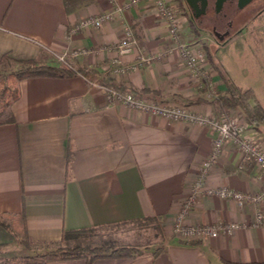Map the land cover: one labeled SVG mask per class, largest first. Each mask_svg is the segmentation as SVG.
Listing matches in <instances>:
<instances>
[{
	"label": "crops",
	"instance_id": "0c3cea01",
	"mask_svg": "<svg viewBox=\"0 0 264 264\" xmlns=\"http://www.w3.org/2000/svg\"><path fill=\"white\" fill-rule=\"evenodd\" d=\"M117 1L124 5L129 0ZM167 1L182 5L183 41L200 45L207 54L203 79L182 63L178 50H168L173 46L168 23L152 0H140L115 13L99 28L75 33L71 30L75 23L116 5L95 0L68 13L64 0H0V60L9 54L13 59L57 64L58 54L87 49L88 54L72 59L100 72L96 82L109 80L112 86H123L163 105L247 121L239 109H222L214 101L218 92L228 91L229 79L221 63L213 56L214 62L210 60V47L225 50L245 35L244 30L232 33L236 20L253 23V32H260L264 12L254 9V0ZM128 26L138 44L121 59L123 66L135 68L119 73L114 64L119 55L112 47ZM142 55L153 57L152 62H141ZM19 87L20 98L8 112L15 122L0 124V216L24 212L32 244L24 246L14 232L0 225V261L53 250L64 230L156 218L163 229L162 252L156 255L149 249L136 257L101 258L94 264L264 262V220L256 224L257 206L250 202L203 193L185 216L187 225L238 223L241 227L197 241H186L174 232L202 163L213 150L216 134L212 129L110 103L97 84L79 73L28 78ZM247 122L248 134L264 148V121L258 128ZM69 152L73 159L68 175ZM262 175L228 140L205 188L256 194L263 190ZM260 208L264 213V201Z\"/></svg>",
	"mask_w": 264,
	"mask_h": 264
},
{
	"label": "built area",
	"instance_id": "2783aa9c",
	"mask_svg": "<svg viewBox=\"0 0 264 264\" xmlns=\"http://www.w3.org/2000/svg\"><path fill=\"white\" fill-rule=\"evenodd\" d=\"M116 5L114 9L104 12L98 16H88L75 23L72 27V33L82 31L84 29L95 27L99 28L107 21L114 18L115 13L124 12L132 5L137 4L140 0H129L124 5L118 3L117 0H110ZM157 13L163 17L168 23L169 40L173 44L171 49L178 50L182 63L199 79L204 78V65L207 62L206 52L200 48V45L184 42L182 39V11L180 7H175L167 0H152ZM137 39L133 30L128 26L125 30L124 37L116 43L112 48L118 53V58L114 60L117 66L116 71L125 73L135 66H123L121 57L134 52L137 47ZM167 51V50H166ZM89 53V50H74L69 53L58 54L56 59L60 63L69 65L68 58H78ZM165 53V51H164ZM163 54V53H162ZM141 62L151 63L153 57L150 55H142ZM97 84L105 93L108 102L123 103L129 107L160 116L169 121H187L196 125L208 127L212 129L216 136L214 139V147L207 159L202 163L199 174L194 183L191 194L186 200L181 213L177 218L174 232L186 241H197L205 238H217L221 233H233L241 227L238 223H226L219 225H187L185 216L189 212L191 206L203 193L210 196H217L223 199H232L241 204L250 202L257 206L256 224L262 223L264 213L260 205L264 201V182L263 190L260 193L249 194L235 191L231 188H205L206 178L211 168L218 162L226 141L230 140L237 144L240 153L245 161L255 163L264 173V148L262 144L248 134L249 124L238 117L231 115H204L193 112L186 106L182 105H163L157 101H153L139 96L136 93L122 90L116 86L107 85L101 82L92 81ZM211 89L213 87H210ZM261 179L264 178L260 176Z\"/></svg>",
	"mask_w": 264,
	"mask_h": 264
},
{
	"label": "trees",
	"instance_id": "16d2710c",
	"mask_svg": "<svg viewBox=\"0 0 264 264\" xmlns=\"http://www.w3.org/2000/svg\"><path fill=\"white\" fill-rule=\"evenodd\" d=\"M95 0H64V5L68 13L75 11L81 5L94 3ZM209 58L212 62L214 59L211 54ZM11 61L16 66L11 69L6 79L0 81V124L7 122H15L14 117L9 114L11 105L20 98L19 83L28 78L34 77H67L76 74H82L89 80L98 81L101 73L93 68L78 65L73 59L68 58V63H46L38 59L18 60L13 59L9 54H5L0 63ZM110 85L109 80L99 81ZM228 91L226 93L218 92L217 98L214 99L216 103L223 109L235 108L239 109L246 117L250 124L256 128L264 121V107L259 103H253L254 91L251 89L240 91L234 83L226 80ZM120 89L125 90L123 86ZM195 102V100H190ZM72 153H68L67 170L70 172ZM155 222L157 233L163 235V229L157 224L156 218L136 219L125 221L117 224L95 226L90 228H83L77 230H64L62 238L58 243L57 248L45 253H38L35 255H21L13 256L1 264H47L52 261L85 260L86 264H94V262L101 258H119V257H136L144 251L152 249L151 246H133L122 245L117 239L102 238L95 239L97 233L107 227L121 225V224H141L146 222ZM159 223V222H158ZM0 225L6 229L14 232L19 241L26 247L32 244V239L29 235L25 213L19 215L5 214L0 216ZM195 244V242H190ZM189 244V242H187ZM163 247H155L154 254L162 252ZM221 264H264V262L252 263H232L222 262Z\"/></svg>",
	"mask_w": 264,
	"mask_h": 264
},
{
	"label": "rangeland",
	"instance_id": "374dc122",
	"mask_svg": "<svg viewBox=\"0 0 264 264\" xmlns=\"http://www.w3.org/2000/svg\"><path fill=\"white\" fill-rule=\"evenodd\" d=\"M179 6L182 7V5ZM244 22L236 20L232 28L233 34L244 30L245 35L243 37L238 38L225 50L219 51L214 46L210 47V51L217 62L221 63L224 76L234 83L240 91L253 90L255 93L253 101L264 105V17L259 21L260 32H253V23L246 25ZM254 23L258 24V22ZM15 66L9 61L0 63V81L6 79L8 73ZM157 224L160 227L158 221ZM154 225L155 222L152 221H147L144 225H116L99 231L94 237L96 241L102 238H114L122 245L151 246L154 250L163 241V235L157 233ZM6 260L2 259L0 264Z\"/></svg>",
	"mask_w": 264,
	"mask_h": 264
},
{
	"label": "flooded vegetation",
	"instance_id": "af4514ba",
	"mask_svg": "<svg viewBox=\"0 0 264 264\" xmlns=\"http://www.w3.org/2000/svg\"><path fill=\"white\" fill-rule=\"evenodd\" d=\"M256 5H254V9L259 8L260 12H264V0H254L253 3H256Z\"/></svg>",
	"mask_w": 264,
	"mask_h": 264
}]
</instances>
